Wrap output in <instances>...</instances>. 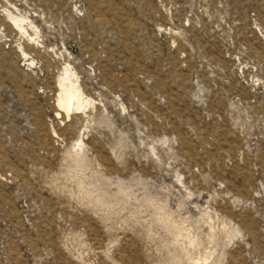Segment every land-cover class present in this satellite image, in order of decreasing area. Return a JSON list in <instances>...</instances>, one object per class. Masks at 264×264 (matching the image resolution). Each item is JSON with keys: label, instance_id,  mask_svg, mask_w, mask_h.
<instances>
[{"label": "rangeland", "instance_id": "374dc122", "mask_svg": "<svg viewBox=\"0 0 264 264\" xmlns=\"http://www.w3.org/2000/svg\"><path fill=\"white\" fill-rule=\"evenodd\" d=\"M203 261L264 264V0H0V264Z\"/></svg>", "mask_w": 264, "mask_h": 264}, {"label": "bare ground", "instance_id": "6f19581e", "mask_svg": "<svg viewBox=\"0 0 264 264\" xmlns=\"http://www.w3.org/2000/svg\"><path fill=\"white\" fill-rule=\"evenodd\" d=\"M11 22L13 23V26L17 29V30H23L22 29V18H17V17H12L11 15L7 16ZM35 34V33H34ZM22 55L26 56V52L24 50H21ZM32 64V63H30ZM75 73H73L68 67H64L62 70V73L58 76L57 80H56V85L58 88V94H57V99H56V108H57V115L58 117H62L61 115L64 116V118L66 119V117L68 118L71 115H75L80 113L81 111H83V109L86 107V105L88 104L89 100H86L83 97V94L81 93L80 87L77 83V80L75 79ZM59 118V119H60ZM63 118V117H62ZM70 118V117H69ZM77 145L79 148H81L82 146V140L81 141H76ZM78 148V149H79ZM79 151V150H78ZM207 217V216H205ZM209 217V216H208ZM210 218V217H209ZM167 225V224H165ZM211 227V226H210ZM167 228V227H166ZM175 230V229H174ZM170 231V230H169ZM183 231V230H181ZM180 231V232H181ZM173 232V231H172ZM175 233V232H174ZM173 234V233H172ZM177 234V232H176ZM213 234V233H212ZM179 235V233H178ZM183 235V234H182ZM185 235V234H184ZM188 235V234H187ZM176 236V235H175ZM210 236V235H209ZM174 237V236H173ZM212 237V235H211ZM177 240V237H175ZM184 238V237H181ZM213 238V237H212ZM210 238V240L212 239ZM180 239V237H179ZM185 239V238H184ZM196 242V241H195ZM212 242V241H211ZM189 244V242H188ZM209 244V243H207ZM199 245V244H198ZM190 246V244H189ZM195 245L193 244V247ZM209 246V245H208ZM207 246V247H208ZM213 247V246H212ZM211 248V247H210ZM208 249V248H207ZM207 251V250H206ZM187 252V251H185ZM208 254V251L206 252ZM210 253V252H209ZM205 254V252H204ZM201 255V254H200ZM206 255V254H205ZM210 255V254H209ZM214 255V254H213ZM185 256V255H184ZM189 256V255H186ZM190 257V256H189ZM188 257V258H189ZM200 257V256H199ZM206 257V256H205ZM209 257H213V256H209ZM206 259V258H205ZM210 259V258H209ZM191 260V259H190ZM197 261V259H196ZM199 261V260H198ZM191 262V261H190ZM189 262V263H190ZM205 262V261H203ZM195 263V262H194ZM205 264H207L205 262Z\"/></svg>", "mask_w": 264, "mask_h": 264}]
</instances>
